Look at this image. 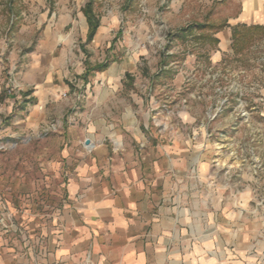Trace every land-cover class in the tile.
<instances>
[{
  "label": "crops",
  "instance_id": "obj_1",
  "mask_svg": "<svg viewBox=\"0 0 264 264\" xmlns=\"http://www.w3.org/2000/svg\"><path fill=\"white\" fill-rule=\"evenodd\" d=\"M83 8L70 33L46 29L25 51L0 45V145L42 142L34 159L0 153V264H264L249 193L226 189L208 146L157 127L170 118L155 111L160 85L126 80L144 71V50L128 34L114 47L126 32L97 12L88 40ZM232 19L264 24V2L241 0Z\"/></svg>",
  "mask_w": 264,
  "mask_h": 264
},
{
  "label": "rangeland",
  "instance_id": "obj_2",
  "mask_svg": "<svg viewBox=\"0 0 264 264\" xmlns=\"http://www.w3.org/2000/svg\"><path fill=\"white\" fill-rule=\"evenodd\" d=\"M87 1L0 0V45L25 51L46 29L70 33L72 23L81 24ZM262 2L252 0L253 8ZM240 5L241 0L94 1L99 16L115 18V30L126 32L117 33L114 47L128 34L129 48L144 50V71L126 80L160 85L153 91L161 99L155 111L170 118L154 121L157 127L168 129L169 123L176 137L209 147L211 159L224 168L226 189L249 193L245 204L264 241V24L237 27L231 21ZM189 26L193 31L183 34ZM101 54L90 56L103 60ZM32 143V152L2 149V158L34 159L42 142L36 137Z\"/></svg>",
  "mask_w": 264,
  "mask_h": 264
},
{
  "label": "trees",
  "instance_id": "obj_3",
  "mask_svg": "<svg viewBox=\"0 0 264 264\" xmlns=\"http://www.w3.org/2000/svg\"><path fill=\"white\" fill-rule=\"evenodd\" d=\"M94 1L95 0H88V2L86 3L85 7L83 8V12L87 18V21H88V24H89V33H88V40H92L94 35L96 34V31L100 25V19L95 11V8H94ZM200 26L203 28L205 27L204 25H201ZM237 27H244V28H249V26H247L246 24H237L236 25ZM256 27H259V26H256ZM251 28V27H250ZM194 29L193 26H189L188 28L186 29H183L182 30V33L183 34H189L190 32H192ZM108 66V62H103V63H98L91 68V70H95V71H102L104 70L105 68H107Z\"/></svg>",
  "mask_w": 264,
  "mask_h": 264
},
{
  "label": "built area",
  "instance_id": "obj_4",
  "mask_svg": "<svg viewBox=\"0 0 264 264\" xmlns=\"http://www.w3.org/2000/svg\"><path fill=\"white\" fill-rule=\"evenodd\" d=\"M4 148H5L4 145H0V150H2ZM0 221H1L2 225H4L5 227H7L6 226V220L4 218H1ZM90 262H91L90 255H88L87 260H86V264H90Z\"/></svg>",
  "mask_w": 264,
  "mask_h": 264
},
{
  "label": "water",
  "instance_id": "obj_5",
  "mask_svg": "<svg viewBox=\"0 0 264 264\" xmlns=\"http://www.w3.org/2000/svg\"><path fill=\"white\" fill-rule=\"evenodd\" d=\"M87 144H90V141L89 140H87Z\"/></svg>",
  "mask_w": 264,
  "mask_h": 264
}]
</instances>
